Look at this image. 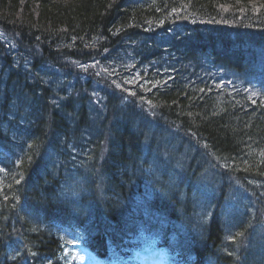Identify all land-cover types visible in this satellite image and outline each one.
<instances>
[{"label": "trees", "instance_id": "1", "mask_svg": "<svg viewBox=\"0 0 264 264\" xmlns=\"http://www.w3.org/2000/svg\"><path fill=\"white\" fill-rule=\"evenodd\" d=\"M0 33V264H57L52 222L99 256L264 259V0H0Z\"/></svg>", "mask_w": 264, "mask_h": 264}, {"label": "rangeland", "instance_id": "2", "mask_svg": "<svg viewBox=\"0 0 264 264\" xmlns=\"http://www.w3.org/2000/svg\"><path fill=\"white\" fill-rule=\"evenodd\" d=\"M0 37L2 38L3 42H7L10 43V40L5 37L4 35H2L0 33ZM66 65H69L70 68H73V70H75L77 73L79 74H87V75H91L92 77L97 74L99 72L98 67L95 64H90V62H83L79 61L77 59L72 58V60H67ZM94 77H98V76H94ZM136 83H139L136 79V77H134V79H128L126 80H120V81H115V80H110V82H108L109 85H106V87L110 88V85L112 87H117L118 89H120L121 87L125 90L128 86L130 85H135ZM95 86H99L97 84H95L94 86H92V91H90L91 96L93 98H95L97 96V88H95ZM149 87V86H147ZM146 87V88H147ZM127 92L130 93H135V89H133V87H130L128 89ZM100 189V188H99ZM89 198H94L93 195H91L90 197L88 196L87 199ZM64 230L59 231V230H55L52 232H54L57 235V232L63 233ZM53 234V233H51ZM62 256H64V258H66L67 263L70 264V262L74 261L75 264H105L104 262H99L97 261L89 252H87L83 247H79V245L77 243H72L69 242L65 248L62 250ZM159 251L158 249L154 250L151 255L152 257H149V262L146 263H142V264H164L163 261L161 260L160 256L158 255Z\"/></svg>", "mask_w": 264, "mask_h": 264}, {"label": "bare ground", "instance_id": "3", "mask_svg": "<svg viewBox=\"0 0 264 264\" xmlns=\"http://www.w3.org/2000/svg\"><path fill=\"white\" fill-rule=\"evenodd\" d=\"M208 37H213V32L212 33H209V35H208ZM234 37L235 38H240V39H248V38H250L249 36H248V34H243V33H237V34H235L234 35ZM74 40H71L70 42L68 41V42H65L66 44L67 43H72ZM52 67H56L54 64L53 65H51ZM63 67H66V68H70L69 67V65H65V66H63ZM71 69V68H70ZM79 79V78H78ZM78 125L79 124H73V125H71V127H66V129H65V133H72V134H75L76 132H77V130L79 129V127H78ZM6 155V154H5ZM23 154H22V152L21 153H19V152H17V151H13L12 152V157H13V160L16 162V161H20L22 158H24L23 156H22ZM35 166H37V167H40V168H42V167H44L43 166V164L40 162V161H37V163H36V165ZM31 178H32V181H33V179L34 178H36V176H31ZM35 189V188H34ZM35 190H38V189H35ZM42 191V192H41ZM41 191H39L40 192V194H41V196L43 197V198H45V197H47L48 196V194H46V193H44V190H41ZM30 206V208H32V209H36V210H38L39 209V207H40V205H39V203H37V202H34V203H32V204H30L29 205ZM56 247V245H54V244H52V247L49 245V249H51L52 251L54 250V248ZM227 262H229V261H227ZM232 264H243V262L242 261H239L238 263H236V262H233ZM256 264H264V259L263 258H259V259H257L256 260Z\"/></svg>", "mask_w": 264, "mask_h": 264}]
</instances>
